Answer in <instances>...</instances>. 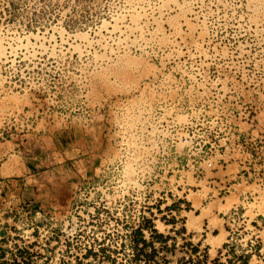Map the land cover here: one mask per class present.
Segmentation results:
<instances>
[{
  "label": "rangeland",
  "instance_id": "rangeland-1",
  "mask_svg": "<svg viewBox=\"0 0 264 264\" xmlns=\"http://www.w3.org/2000/svg\"><path fill=\"white\" fill-rule=\"evenodd\" d=\"M125 1L0 0V162L53 131L91 158L56 219L0 223V262L264 264V0H162L117 48Z\"/></svg>",
  "mask_w": 264,
  "mask_h": 264
},
{
  "label": "crops",
  "instance_id": "crops-1",
  "mask_svg": "<svg viewBox=\"0 0 264 264\" xmlns=\"http://www.w3.org/2000/svg\"><path fill=\"white\" fill-rule=\"evenodd\" d=\"M60 135L61 131L39 134L32 139L29 149L2 158L1 224L17 227L29 222L39 228L56 219L47 213L53 214L68 204L74 178L85 174V165L91 158L85 155L88 140L84 131L74 134L64 147ZM1 228L0 243L5 242V231ZM1 250L5 258L8 254L5 247Z\"/></svg>",
  "mask_w": 264,
  "mask_h": 264
},
{
  "label": "bare ground",
  "instance_id": "bare-ground-1",
  "mask_svg": "<svg viewBox=\"0 0 264 264\" xmlns=\"http://www.w3.org/2000/svg\"><path fill=\"white\" fill-rule=\"evenodd\" d=\"M123 6V11L117 18V22L121 24V27L118 30L114 29L110 32L113 33L116 31L120 36L115 42L117 48L139 43V40H141V37H143L142 25L148 29L150 25L153 24L157 19V14H159L161 17L165 16L170 11V9L174 7V4H163L162 0H126ZM135 13H138L142 19L135 20L133 18ZM109 36L111 37V35ZM86 48L88 47L85 46L84 49ZM10 51H14V48L11 45Z\"/></svg>",
  "mask_w": 264,
  "mask_h": 264
},
{
  "label": "trees",
  "instance_id": "trees-1",
  "mask_svg": "<svg viewBox=\"0 0 264 264\" xmlns=\"http://www.w3.org/2000/svg\"><path fill=\"white\" fill-rule=\"evenodd\" d=\"M181 230H185V229L182 228ZM135 233L137 235H139V239L136 238V239L133 240V247L139 251V252L136 253V256H137L138 259H141V258L144 257L145 258L144 260H145V263H146L147 260H150V258H151V256L149 254H144L143 253V246L147 245V241L143 238V233H142L141 229H137L135 231ZM158 237L162 239V238H164V235L159 233ZM199 246H200V242H198L196 245L192 246V253L193 254H197L198 253ZM222 247L223 248H227L228 247V243L227 242L223 243ZM219 254H220V252H219ZM227 254L232 255V256L235 255L233 250H231V249H230V251L227 252ZM251 257H252L251 253H243V254L239 255L238 256V259L240 260L239 264H252L251 263ZM1 258H4V251L3 250H1L0 260H1ZM13 262H15L14 259H13ZM215 262H217V264H225V263L218 262V259H215ZM227 262L230 263V259L229 258H227ZM0 264H9V263L7 261L3 260V261L0 262ZM197 264H203V262L199 261Z\"/></svg>",
  "mask_w": 264,
  "mask_h": 264
},
{
  "label": "built area",
  "instance_id": "built-area-1",
  "mask_svg": "<svg viewBox=\"0 0 264 264\" xmlns=\"http://www.w3.org/2000/svg\"><path fill=\"white\" fill-rule=\"evenodd\" d=\"M1 259H3V258H1Z\"/></svg>",
  "mask_w": 264,
  "mask_h": 264
}]
</instances>
